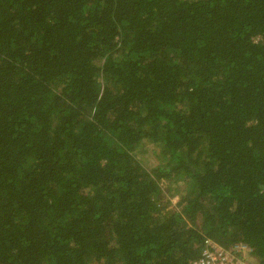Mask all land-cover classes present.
Returning a JSON list of instances; mask_svg holds the SVG:
<instances>
[{
  "label": "trees",
  "instance_id": "trees-1",
  "mask_svg": "<svg viewBox=\"0 0 264 264\" xmlns=\"http://www.w3.org/2000/svg\"><path fill=\"white\" fill-rule=\"evenodd\" d=\"M205 238L264 264V0H0V264Z\"/></svg>",
  "mask_w": 264,
  "mask_h": 264
},
{
  "label": "built area",
  "instance_id": "built-area-1",
  "mask_svg": "<svg viewBox=\"0 0 264 264\" xmlns=\"http://www.w3.org/2000/svg\"><path fill=\"white\" fill-rule=\"evenodd\" d=\"M244 252L250 256V249L244 243L224 247L209 238H205L199 255L189 264H253L244 255Z\"/></svg>",
  "mask_w": 264,
  "mask_h": 264
},
{
  "label": "rangeland",
  "instance_id": "rangeland-1",
  "mask_svg": "<svg viewBox=\"0 0 264 264\" xmlns=\"http://www.w3.org/2000/svg\"><path fill=\"white\" fill-rule=\"evenodd\" d=\"M142 150H143V153L141 154L140 158L143 161V163L145 165H147L146 167L155 166L158 163L157 159L155 157V152L158 151L157 148L155 146L145 142V145L142 147ZM176 200H177L176 197H173L171 199L172 204H174L176 202ZM234 244H237V243H234ZM234 244H232V245H234ZM238 245H240V244H238ZM244 251H247V250H244ZM244 255H246V257L249 258L252 262L254 261L252 256H247V254H245V252H244Z\"/></svg>",
  "mask_w": 264,
  "mask_h": 264
}]
</instances>
